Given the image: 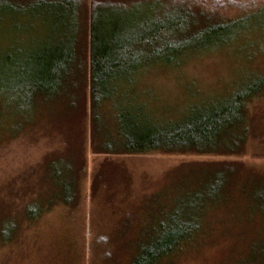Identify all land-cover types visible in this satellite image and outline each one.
<instances>
[{
    "label": "rangeland",
    "instance_id": "obj_1",
    "mask_svg": "<svg viewBox=\"0 0 264 264\" xmlns=\"http://www.w3.org/2000/svg\"><path fill=\"white\" fill-rule=\"evenodd\" d=\"M219 2L225 4L221 12L233 17L264 0ZM11 4L0 11V229L15 221L17 230L13 239L0 241V264H125L131 243L144 230L166 225L174 212L190 214L199 233L160 264H237L247 244L264 238V209L258 211L261 202L254 197L264 185V96L250 106V134L240 155L107 154L92 147V135L115 129L120 107L162 125L259 80L264 17L250 18L170 63L147 62L121 79L96 130L87 99L70 109L59 97L45 101L35 93L23 105L19 87L37 72L34 57L73 34L38 8ZM73 168L75 199L56 202L28 221L23 206L51 204L53 194H61L54 180L69 179Z\"/></svg>",
    "mask_w": 264,
    "mask_h": 264
},
{
    "label": "trees",
    "instance_id": "obj_2",
    "mask_svg": "<svg viewBox=\"0 0 264 264\" xmlns=\"http://www.w3.org/2000/svg\"><path fill=\"white\" fill-rule=\"evenodd\" d=\"M213 1L0 0V11L10 9L11 3L26 4L60 22L65 30L70 27L73 34L68 39L63 35L53 50L34 57L38 70L19 87L23 105H28L30 94L35 93L46 96L49 100L45 101L59 97L62 105L70 109L81 98L87 99L90 127L98 130L103 107L121 79L147 62L170 63L188 50L223 39L250 18L264 17V3L250 4L246 11L226 17L220 10L225 4ZM263 96L264 76L162 125L138 110L120 107L115 129L105 131L100 138L99 134L95 138L92 135V147L107 154L240 155L246 150L250 134V106ZM53 175L57 178L58 171ZM70 175L61 184L59 179L54 180L52 187L60 188L61 194H53L51 204L43 208L27 203L23 216L32 222L56 202L70 204L77 194L74 168ZM254 197L261 202V212L264 185ZM168 219L166 225L160 223L144 230L142 239L131 243L134 249L125 264H160L179 253L199 233L197 221L190 214L174 212ZM16 230L15 221L8 229H0V241L13 239ZM253 241L247 244V253L237 264L264 263V238Z\"/></svg>",
    "mask_w": 264,
    "mask_h": 264
}]
</instances>
